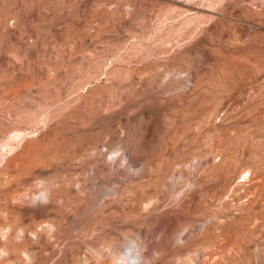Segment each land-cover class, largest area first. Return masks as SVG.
<instances>
[{
    "label": "rangeland",
    "instance_id": "374dc122",
    "mask_svg": "<svg viewBox=\"0 0 264 264\" xmlns=\"http://www.w3.org/2000/svg\"><path fill=\"white\" fill-rule=\"evenodd\" d=\"M0 264H264V0H0Z\"/></svg>",
    "mask_w": 264,
    "mask_h": 264
},
{
    "label": "bare ground",
    "instance_id": "6f19581e",
    "mask_svg": "<svg viewBox=\"0 0 264 264\" xmlns=\"http://www.w3.org/2000/svg\"><path fill=\"white\" fill-rule=\"evenodd\" d=\"M42 196H43V195H42ZM43 197H44V199L41 201V203L44 202L45 199H46V201H47V199H48V195H47V193H46ZM43 197H42V198H43ZM42 198H40V200H41ZM46 201H45V203H47ZM47 205H48V204H47ZM47 205H46V206H47ZM43 211H44V210H43ZM53 230H54V229H53ZM28 260H29V259H28Z\"/></svg>",
    "mask_w": 264,
    "mask_h": 264
}]
</instances>
